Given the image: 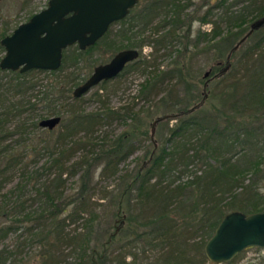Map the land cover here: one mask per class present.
Segmentation results:
<instances>
[{"label":"trees","instance_id":"obj_1","mask_svg":"<svg viewBox=\"0 0 264 264\" xmlns=\"http://www.w3.org/2000/svg\"><path fill=\"white\" fill-rule=\"evenodd\" d=\"M241 2L244 6L234 8ZM191 4L193 0H140L115 21L120 23L115 41L110 42L108 29L83 50L72 44L63 50L57 70L0 68V192L15 171L27 176L25 184L1 194L0 264H216L207 259L204 246L220 219L231 210H264V26L233 50L250 29L246 23L263 16L264 0H210L199 17L189 11ZM193 20L210 29L198 30L191 39ZM7 23L0 28V41L12 31ZM146 28L151 31L147 37ZM100 42L113 53L151 44L147 56L127 63L118 75L141 66L149 69L138 94L160 96L156 114L162 109L161 117L173 114L174 121L158 120L165 130L157 146L153 143L136 157L143 162L125 169L111 190L103 188L95 198L93 172L100 166L101 176L116 175L120 163L139 150L146 137L143 123L153 117V110L135 112L129 103L86 111L80 107L82 96L70 94L77 79L66 75L58 82L66 65L83 61ZM168 46L166 56H174L161 68L156 54ZM190 47L213 55L202 95L189 79L194 75L193 56L185 61ZM4 51L0 43V58ZM230 53L227 69L218 74ZM41 73L54 79L44 82L38 79ZM54 115L63 125L55 137V126L44 127L50 134L39 138L40 154L47 159L29 173L18 147L35 149L31 135L42 128L40 120ZM118 120L127 127L117 136L94 134ZM123 211L133 227L123 225ZM101 213L108 225L114 218L118 222L112 233L105 227L96 231ZM10 233L16 235L12 245L4 243ZM238 255L221 264L234 263Z\"/></svg>","mask_w":264,"mask_h":264},{"label":"water","instance_id":"obj_2","mask_svg":"<svg viewBox=\"0 0 264 264\" xmlns=\"http://www.w3.org/2000/svg\"><path fill=\"white\" fill-rule=\"evenodd\" d=\"M138 2L139 0H48L44 8L2 37L0 43L5 51L0 58V68L21 72L30 69L57 70L62 64L65 48L72 44H77L80 50L92 46L115 21L128 15ZM249 26V31L233 46V50L254 29L264 26V14ZM139 54L137 48L116 51L110 60L94 66L84 82L74 87L73 96L80 97L100 82L116 78L126 63L136 60ZM230 55L231 53L218 74L227 69ZM209 74L210 71L207 70L205 77ZM158 120L160 118L154 120L153 124ZM59 122L60 117L54 115L40 120V126L53 129ZM153 131L154 127L152 134ZM253 246L264 247V210L251 213L231 210L220 219L213 234L207 239L204 253L210 262L221 264L231 261L242 250Z\"/></svg>","mask_w":264,"mask_h":264},{"label":"rangeland","instance_id":"obj_3","mask_svg":"<svg viewBox=\"0 0 264 264\" xmlns=\"http://www.w3.org/2000/svg\"><path fill=\"white\" fill-rule=\"evenodd\" d=\"M48 0H0V28H4L6 26V22L8 21V27L11 28L13 31L16 26L21 23L27 21L31 13H36L38 10L41 8H44L47 4ZM210 0H193V4L189 7V11H192L196 15V17H199L202 15L205 10L208 8ZM138 5L140 4V0L137 3ZM242 4H245V2H241L240 4L237 3L234 5V8H241ZM218 12V10H215V13ZM159 17L156 18L158 20ZM161 18V17H160ZM190 20H188L189 23ZM253 20H249L246 24L249 26V24ZM188 25V24H187ZM120 23L119 22H114V24L111 25L109 28V31L112 33L111 38L109 39L111 41H115L117 38L114 36L115 32L119 29ZM209 30L210 29V24H201L200 21L193 20L191 24V36L190 38H194L198 30ZM188 30V29H187ZM11 31V32H12ZM145 37L147 35L151 34L150 28H146L145 30ZM186 33V27L184 28V32ZM108 41V40H106ZM109 42V41H108ZM252 41H245L241 46H240V53L243 52L246 46L251 44ZM77 45V44H76ZM177 45V44H175ZM205 42L200 43V46H204ZM109 45L103 44V42H100L97 47L94 48V50L90 51L88 56L84 58L83 61H80L77 64H68L66 65V68L63 70L61 73L58 82H60V79H63V77H66V75H69L72 78H76L78 81V84H81L84 82V80L87 78V76L93 71L94 66L100 63H105L106 61L110 60V58L114 55V53L108 48ZM177 47V46H176ZM105 49H108L107 51ZM139 51V56L137 59L144 58L145 56L150 53L149 51L151 50V44L147 43L146 45L142 46L141 50L138 48ZM171 49L170 46L167 48L160 47L158 50V53L156 54L158 57L156 58V62L159 63L161 68H167L170 64L171 58L174 56L172 55L171 57L166 56L168 54L169 50ZM173 53L174 51V47ZM195 49L193 48H188V53L185 56V61H188L190 55H192L191 59V65H192V70H193V78L188 77L189 79H192L197 85V91L199 93L203 92V87H204V80L206 77L205 72L207 69H210L212 64H214V60L212 58V52L211 53H197ZM162 54V55H161ZM136 59V60H137ZM150 62H153L152 58L150 59ZM236 60L235 58L232 59ZM191 67V66H190ZM140 68H143L142 66ZM137 68V69H129L126 73L122 75L116 76V78L110 79L103 87H100L98 84L95 85L91 90L86 92L84 95H82L81 98H83L82 102H80V107L85 109L86 111H97V109L104 108V107H113V108H118V106H122L123 104H130L131 106L135 107L134 111H138L140 109L144 110H153V117H150L149 120H147L145 123H143V128L146 130V137L142 139V143L139 146V150H137L133 155H131L129 158H127L124 162H121L119 165V171L116 175H106V176H101L100 173V166L93 172L94 173V179L93 182L98 183L97 190L95 191V198L100 195V192L102 191L103 188L106 189H112L113 186L117 183V177L121 173L124 172L125 169H132L136 166V164H141L143 160H136V157H141L142 154H144L145 150H151L152 144L154 143L155 146H157L159 142V137L162 136L163 131L165 128L163 126L159 127L158 122L153 124V120L158 119L159 117L162 116V109L159 110L158 114L155 112V107L154 104L156 101L159 99L160 96L154 97H149V99H144L143 96L138 94V89L140 87V83L148 77L147 71H143L142 69ZM151 69V68H150ZM208 77V76H207ZM38 79L44 80V82L48 80L54 79V76H47L45 73L38 74ZM73 85V84H72ZM74 86H72L71 93L74 90ZM180 90H182V86L180 87ZM98 91L101 96L97 97L96 92ZM183 92V90H182ZM67 94V92H65ZM65 94V95H66ZM202 95V93H201ZM167 117L170 120V124L172 121H174V115L169 114ZM167 117H161L160 121L166 120ZM130 121V120H129ZM128 121V122H129ZM62 122V121H61ZM58 123L52 132V136L55 137L57 135V130L60 129V126H62V123ZM152 125L154 127L153 135L151 136L152 133ZM126 124L123 123L122 121H112L108 123L107 126H102L100 130L94 134L98 135L101 137V133L103 132L104 134L107 133L109 138L115 137L119 134V132L123 131L125 129ZM50 134L48 131L45 130V128H39L37 131H34L31 137L33 136L34 141L32 142V145H36L35 149H31L29 147L25 148V146H19L18 147V155H21L23 157V165H28L26 169L28 168V172H32V170H35V168H39L42 163L45 162L47 159V156H41V151L40 148L43 146V143L39 138H41L44 135L49 136ZM79 135L83 134L82 132L78 133ZM79 151L78 153H80ZM77 153V154H78ZM20 170L15 171L11 176L12 180L7 183L4 186V189L2 192H0V198L1 194L4 192L9 191L10 189L15 188V185L19 182L22 181V184H25L27 180L26 173L21 174ZM76 176L70 178L68 182L66 183V188H70L71 183L76 180ZM185 178V175L183 176ZM26 190L30 191L32 190V186L30 183H26ZM67 189V190H68ZM1 200V199H0ZM35 206V203H34ZM102 214V213H101ZM121 214V218L124 220L123 225L125 227L130 226L133 227L135 224L127 220V214L124 213V211ZM124 214V215H123ZM123 215V216H122ZM104 216V217H103ZM103 217V218H102ZM101 217V222L96 223V231H102V229L109 228L110 232L112 233L115 229V225H118V222H115L114 219L108 225V221L106 222L107 216L105 217L104 214H102ZM120 218V219H121ZM117 219V218H116ZM3 220V219H2ZM119 221V220H118ZM16 235L13 233H10L6 239L4 240L5 244H14V237ZM118 244H116L117 246ZM28 249V248H26ZM30 252H33L30 250ZM149 255L152 256L151 251L146 252ZM31 259L33 260L34 253L31 255ZM130 257H128L129 259ZM34 261V260H33ZM262 261H264V247L259 248L256 246L253 247H248L244 250H242L241 253H239L238 257L232 264H260ZM207 264V263H205Z\"/></svg>","mask_w":264,"mask_h":264},{"label":"flooded vegetation","instance_id":"obj_4","mask_svg":"<svg viewBox=\"0 0 264 264\" xmlns=\"http://www.w3.org/2000/svg\"><path fill=\"white\" fill-rule=\"evenodd\" d=\"M41 9H42V8H41ZM110 27H111V26H110ZM110 27H109V28H110ZM114 54H115V53H114ZM112 57H113V56H112ZM112 57H111V58H112ZM128 63H129V62H128ZM126 65H127V63H126ZM125 67H126V66H125ZM123 70H124V69H123ZM123 70H122V71H123Z\"/></svg>","mask_w":264,"mask_h":264}]
</instances>
